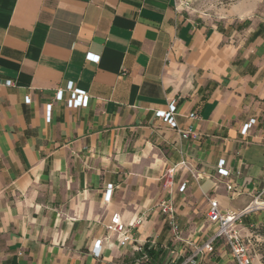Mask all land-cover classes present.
<instances>
[{
    "label": "crops",
    "instance_id": "1",
    "mask_svg": "<svg viewBox=\"0 0 264 264\" xmlns=\"http://www.w3.org/2000/svg\"><path fill=\"white\" fill-rule=\"evenodd\" d=\"M256 7L213 23L176 0H0V264H177L216 230L208 196L226 213L264 201ZM69 84L86 106L68 104ZM173 101L189 137L158 114ZM115 212L139 221L127 246L105 228ZM239 221L264 224V209ZM225 247L201 264H235Z\"/></svg>",
    "mask_w": 264,
    "mask_h": 264
},
{
    "label": "built area",
    "instance_id": "2",
    "mask_svg": "<svg viewBox=\"0 0 264 264\" xmlns=\"http://www.w3.org/2000/svg\"><path fill=\"white\" fill-rule=\"evenodd\" d=\"M7 85H11L12 81L7 80ZM68 89L70 91L68 104L72 106H86L88 103V94L80 89L72 88L71 84H69ZM47 116H50L51 104H47L46 106ZM176 111L175 102H171L168 106L167 111H160L158 114L171 126L177 129V124L174 119V114ZM197 116L196 113H190V118H195ZM247 124H245L242 128V132H245L247 129ZM180 132L182 137H189L193 133L192 127H188L186 130L177 129ZM185 162H181V165H184ZM221 165L218 166L217 173L222 176H227L229 171L226 170ZM172 173L173 168L168 170L165 177L166 185L169 189H172ZM185 187V183L179 186V190H183ZM226 188L231 190V185L226 184ZM111 186L109 185L107 188V194L110 193ZM207 210H206V218L207 221L216 226L215 232L210 235L204 242L200 244H195L193 249L189 255L184 257L182 261L177 264H201V260L206 258L208 255L214 252L215 244L217 240H222L223 243L229 248L230 254L235 262V264H253L252 256L248 249L247 244L244 242L243 237L241 236L239 230L236 228V222L239 221L240 217L244 213L253 212L257 210L264 209V201H255L251 202L247 205L243 211L238 213H226L224 212L216 199L208 196L207 198ZM159 208L161 213L164 215L165 220L170 227V230L175 239H181L179 236V226L175 217V208L172 200L163 199L159 203ZM136 223H139L138 220L131 221L129 223H125L121 215L117 212L111 214L109 223L105 225L107 232H111L115 235L117 244L119 246H127L132 240L131 228L134 227ZM132 250L139 251L141 253H145V250L142 245L134 244L132 245Z\"/></svg>",
    "mask_w": 264,
    "mask_h": 264
},
{
    "label": "rangeland",
    "instance_id": "3",
    "mask_svg": "<svg viewBox=\"0 0 264 264\" xmlns=\"http://www.w3.org/2000/svg\"><path fill=\"white\" fill-rule=\"evenodd\" d=\"M178 5L188 11L192 16H199L205 21L217 23L231 16L232 8L244 0H176ZM257 2L256 11L264 17V0H251ZM264 224L245 227L241 221L236 222L244 242L247 244L252 256L253 264H264V237L260 235V229ZM219 244V243H218ZM227 253L230 252L226 246Z\"/></svg>",
    "mask_w": 264,
    "mask_h": 264
},
{
    "label": "trees",
    "instance_id": "4",
    "mask_svg": "<svg viewBox=\"0 0 264 264\" xmlns=\"http://www.w3.org/2000/svg\"><path fill=\"white\" fill-rule=\"evenodd\" d=\"M260 235H262V236L264 237V227H262V228L260 229Z\"/></svg>",
    "mask_w": 264,
    "mask_h": 264
}]
</instances>
